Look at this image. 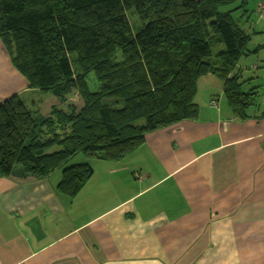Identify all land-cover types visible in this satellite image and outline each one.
<instances>
[{
	"label": "trees",
	"instance_id": "trees-1",
	"mask_svg": "<svg viewBox=\"0 0 264 264\" xmlns=\"http://www.w3.org/2000/svg\"><path fill=\"white\" fill-rule=\"evenodd\" d=\"M248 2L0 0L4 49L30 88L50 94L51 106L33 114L18 95L0 104V179L24 183L61 170L58 191L74 199L94 170L87 162L68 166L71 159L121 162L150 133L195 119L198 84L210 75L249 118L258 88L244 91L238 65L259 50L249 49L253 33L233 16Z\"/></svg>",
	"mask_w": 264,
	"mask_h": 264
},
{
	"label": "crops",
	"instance_id": "crops-1",
	"mask_svg": "<svg viewBox=\"0 0 264 264\" xmlns=\"http://www.w3.org/2000/svg\"><path fill=\"white\" fill-rule=\"evenodd\" d=\"M204 79L218 98L124 161L91 160L74 199L62 173L1 178L0 264H264V103L243 119ZM28 89L0 40V102Z\"/></svg>",
	"mask_w": 264,
	"mask_h": 264
},
{
	"label": "rangeland",
	"instance_id": "rangeland-1",
	"mask_svg": "<svg viewBox=\"0 0 264 264\" xmlns=\"http://www.w3.org/2000/svg\"><path fill=\"white\" fill-rule=\"evenodd\" d=\"M233 8L234 7L221 8V11H228ZM233 16L235 19L238 20L242 28H244L245 30L248 29L250 33L254 34L253 43L250 44L249 49L253 50L256 45L264 44V33H261L264 32V0H261V2L260 0H249L246 9L241 10L239 12H234ZM129 17L131 23L135 26H138L139 20L133 14V12H130ZM254 30H256V33H254ZM219 48L224 49L225 47L220 46ZM217 51L218 50H216V52ZM72 59L75 60V55L72 56ZM238 67L241 69L243 82H246L244 85H247L248 87L256 86L258 88L257 103L259 102L260 104H263L264 103V51H262L259 55H250L248 57H243L240 60ZM12 68L16 71L17 74H20V72L17 71L13 67V65ZM89 83L91 89H94L95 87L97 88V82L94 73L90 75ZM247 86L244 87V90ZM28 88L29 89L26 91V93H21L20 95H18L21 98L22 102L32 111L33 114H37L38 112L48 113L49 108L51 106L49 105L46 106L45 103L48 96H50V94L43 92L39 89H32L29 87V84H28ZM214 89L215 88L209 85L205 79L202 80L200 82L199 92L196 98L197 103L199 105L200 104L202 105V103H206L207 101H209L214 97L218 98V94H214L215 91ZM224 100L226 101V99ZM4 101L5 100L1 101L0 104H2ZM71 102H73L74 104L77 105L78 108H80L81 101L78 95H75L71 99ZM211 102H216V101H211ZM211 102H210V106H212ZM215 107H217V102ZM58 108L63 109L64 111H68L65 105H60ZM56 149L57 148L54 147V150ZM86 162L93 164V162L87 160L83 154H79L69 161L68 166L74 164H83ZM57 173L61 174L62 171L61 170L57 171Z\"/></svg>",
	"mask_w": 264,
	"mask_h": 264
},
{
	"label": "built area",
	"instance_id": "built-area-1",
	"mask_svg": "<svg viewBox=\"0 0 264 264\" xmlns=\"http://www.w3.org/2000/svg\"><path fill=\"white\" fill-rule=\"evenodd\" d=\"M211 105L215 107V105H216V102H211Z\"/></svg>",
	"mask_w": 264,
	"mask_h": 264
}]
</instances>
